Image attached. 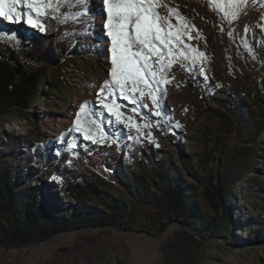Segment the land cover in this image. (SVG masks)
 <instances>
[{"label": "rangeland", "instance_id": "1", "mask_svg": "<svg viewBox=\"0 0 264 264\" xmlns=\"http://www.w3.org/2000/svg\"><path fill=\"white\" fill-rule=\"evenodd\" d=\"M92 2L96 7L87 12L92 18V37L83 40L79 51L66 61L53 63L52 68L60 69L61 88L51 89L45 82L38 100L27 108L31 117L19 114L8 117L0 128V138L13 133L25 140L40 139L52 150L55 145L53 137L66 128L68 153L108 181L111 194L126 201L130 198L121 179H125L124 176L129 178L140 170L138 159L146 158L157 164L161 158L167 157L173 166L180 169L171 176L182 184H194L196 201L212 216L214 211L208 209L201 186L183 167L181 153L191 161L195 172L202 176L216 175L222 156L214 142L219 126L218 113L225 110L223 101L235 100L229 88L252 87L257 99L264 98V0H155L164 24L168 26L170 21L174 26L171 31L182 33L180 41L190 52L195 49L205 57V67L199 69L195 79L181 55L165 56V63L168 59H173L174 63L168 67L170 77L164 111L147 95L141 98L136 92L131 94L133 98L125 99L120 94L119 86L111 78L112 43L105 27V5L103 0ZM20 10L27 9L21 5ZM232 13H235V18ZM0 25L26 34L40 31L25 22H10L3 17H0ZM0 50H4L3 45H0ZM158 59L153 57V60ZM153 71L160 72L155 63ZM50 76L47 71L45 79ZM147 79L150 81L149 74ZM105 81L109 82V90L113 93L109 102L115 100L119 105L117 110L122 113L119 121L100 102L107 92H101ZM144 91L147 93V89ZM46 99L50 107L46 105ZM245 100L257 119L262 120V109L253 98ZM70 103L73 111L65 112L62 106ZM258 103L263 104L261 100ZM81 107L99 121V127L89 135L91 138L83 136L73 126L75 114ZM141 108L151 117L142 114ZM157 111L161 113L159 116L155 114ZM164 119L169 123L168 127L158 121ZM259 127L255 136H249L250 140L243 141L231 134L225 141L226 156L234 142L251 146L259 140L264 135V126L261 123ZM254 150L255 170H248L241 187L235 185L224 203V210L232 222L226 230L212 228L199 238L205 250L199 264H264V235L257 238L252 235L260 227L254 225L251 219L254 214L249 212V205L239 195L240 188L245 193L251 190L252 185L262 189L259 201L254 205L256 212L264 217V151L259 145H255ZM48 191L51 193L50 189ZM50 197L54 198L53 195ZM57 203L52 201L51 208L57 209ZM62 207L70 210L71 205L58 208ZM168 227H172V232L162 236ZM178 227L171 223L160 232L145 229L128 231L92 224L58 233L36 244L0 248V264H159L161 244ZM261 228L264 231V226ZM44 242L49 243L39 245Z\"/></svg>", "mask_w": 264, "mask_h": 264}, {"label": "trees", "instance_id": "2", "mask_svg": "<svg viewBox=\"0 0 264 264\" xmlns=\"http://www.w3.org/2000/svg\"><path fill=\"white\" fill-rule=\"evenodd\" d=\"M95 7L92 0H59V10L54 16L40 17L45 30L39 29L38 32L26 34L0 25V45L4 46V50H0V128L8 117L18 114L31 117L27 108L38 100L45 82L51 89L61 88L60 69L52 68L53 63L66 61L79 51L83 40L92 37V18L87 12ZM155 11L159 15L156 7ZM160 23L167 30L162 20ZM154 43L164 53L167 52L165 45L159 41ZM170 46L174 54H184L181 58L191 77L198 78L199 69L205 67V57L199 56L201 52H190L181 41L173 40ZM47 71L51 73L48 80L45 79ZM161 75L169 81V68L157 73L156 80L149 73V79L155 86L158 106L164 111L169 82L157 83ZM229 92L235 100L223 101L225 110L218 113L219 126L214 142L222 156L216 175L202 176L195 172L191 161L181 153L183 167L201 186L208 209L214 211L212 216L196 201L194 184H182L171 176L180 169L173 166L167 157L161 158L157 164L146 158L138 159L140 170L129 178L124 176L126 180L121 179L130 198L126 201L111 194L108 181L68 153L66 128L53 137L55 145L52 150L40 139L25 140L10 133L0 138V248L36 244L58 233L92 224L128 231L145 229L160 232L168 224L176 223L180 225L176 232L161 244L159 264H199L205 256L199 238L212 228L226 230L229 227L232 221L224 210V203L235 185L241 187L248 170H255L254 146L259 145L264 151L263 135L251 146L232 143L230 154L226 156L225 141L231 134L243 141L250 140L249 136H255L260 130L259 125L262 123L264 126V98L257 99L252 87H230ZM248 97L262 109V120L257 119L246 103ZM45 103L50 107L47 99ZM71 105L66 104L62 108L65 112L73 111ZM140 111L147 118L151 117L143 108ZM78 114L79 126L76 123ZM158 121L165 127L169 126L166 119ZM73 126L83 136H89L99 127V121L85 109L84 112H76ZM25 146L26 149H22ZM261 191L253 185L248 193L241 188L239 190L240 197L249 205V212L254 214L251 216L254 225L260 227L252 233L256 238L264 235L261 228L264 217L256 212L254 205L259 201ZM52 201H58V207L67 204L71 208H51Z\"/></svg>", "mask_w": 264, "mask_h": 264}, {"label": "snow or ice", "instance_id": "3", "mask_svg": "<svg viewBox=\"0 0 264 264\" xmlns=\"http://www.w3.org/2000/svg\"><path fill=\"white\" fill-rule=\"evenodd\" d=\"M103 4L107 12L105 27L112 43V80L119 86L120 94L125 99H129L131 94L139 92L141 98L147 95L154 104H158L153 90L155 86L147 79V74L150 73L152 79L156 80L157 72L153 71L154 63L161 73L174 63L173 59H168L165 63V56L173 57V48L170 45L173 40L179 43L182 33L179 30L172 32L171 29L174 26L170 21L167 30H165L160 23L163 18L159 17L155 11V0H103ZM21 5L26 7L27 11H21ZM58 10L59 0H0V17L6 18L10 22H25L41 31L45 29L40 17L54 16ZM169 11L174 10L169 9ZM232 17L235 18V13H232ZM154 41H159L161 45H165L167 53L165 54L157 47ZM192 51L196 50L193 49ZM179 55L183 56L184 54L181 52ZM203 55V53H199V56L202 57ZM153 57L159 59L153 60ZM161 82L168 83L169 81L161 75L157 83ZM145 89H147V93H145ZM101 92H106L100 101L102 106L115 115L119 121L122 113L117 110L119 105L115 100L109 102L113 93L109 90L108 81L104 82V88L101 89ZM133 102L135 103V100ZM80 111L84 112L85 108L81 107ZM133 111L135 112V109ZM155 114L159 116L161 113L157 111ZM128 119L131 120L132 118L129 117ZM76 123L78 126L80 125L79 114ZM91 123L95 124V121H91ZM130 126L139 127L136 124ZM144 126L148 127L149 125Z\"/></svg>", "mask_w": 264, "mask_h": 264}, {"label": "bare ground", "instance_id": "4", "mask_svg": "<svg viewBox=\"0 0 264 264\" xmlns=\"http://www.w3.org/2000/svg\"><path fill=\"white\" fill-rule=\"evenodd\" d=\"M233 51H234V56H237L235 50H233ZM171 232H172V227H168V228L165 229V231L163 232L162 236H166V235H168V234L171 233ZM48 243H49V242H44V243H41V244H39V245H46V244H48ZM48 247H49V246H48Z\"/></svg>", "mask_w": 264, "mask_h": 264}, {"label": "water", "instance_id": "5", "mask_svg": "<svg viewBox=\"0 0 264 264\" xmlns=\"http://www.w3.org/2000/svg\"><path fill=\"white\" fill-rule=\"evenodd\" d=\"M178 226H180L179 224H177Z\"/></svg>", "mask_w": 264, "mask_h": 264}]
</instances>
